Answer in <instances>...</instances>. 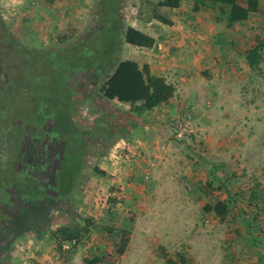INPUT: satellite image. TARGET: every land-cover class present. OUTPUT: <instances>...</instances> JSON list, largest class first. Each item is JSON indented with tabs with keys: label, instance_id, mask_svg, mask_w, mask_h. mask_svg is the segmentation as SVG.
<instances>
[{
	"label": "rangeland",
	"instance_id": "1",
	"mask_svg": "<svg viewBox=\"0 0 264 264\" xmlns=\"http://www.w3.org/2000/svg\"><path fill=\"white\" fill-rule=\"evenodd\" d=\"M83 1L91 3V11L95 15L98 0ZM157 1L123 0L120 7L123 23L126 26H136V21L139 20L142 23V30L147 32H150L148 29L154 30L158 38L163 39L164 37L159 35L163 33L160 30L163 24L154 20L151 12L152 5ZM194 1L181 0L180 9L174 12L166 8L158 11L165 17L173 13L175 15L184 14L183 20L190 21L192 18L190 11ZM59 2L64 4L63 0ZM250 4L256 5L260 14L252 15L248 22L233 27V30L239 29V35H234V39H238V44L234 46L233 61L236 64L238 78L234 83L233 79H230V84L222 88L223 91L218 100L220 108L216 110V115L208 118V125H205L203 129H196V126L191 128L190 125L181 121L155 126L147 134L148 144L145 143L137 151L139 159L144 163L141 165V172L138 173L137 179L131 176L124 184H120L115 180L117 176L109 171L112 162L111 154L115 152V156H120L118 149L119 153L123 152L121 157L125 160L129 158V152L123 150V143L120 140L126 137L124 128L129 127L130 129L131 120L123 114L110 120L111 123L108 124L101 117L102 115L95 120H88L85 116L91 115L89 111L83 113L80 108L77 110L78 106L72 107L73 131L84 151L82 173L77 178L75 188L80 191L91 184L92 191H96L95 198L99 205L105 203L126 205L129 201H125L123 197L119 198V195L128 187H133L131 183L135 182V186H144V188L151 186L156 190V194L150 195L147 191L145 195H142L145 198L141 202L153 204L151 208L158 210L153 211L151 220L157 228L168 225L171 227L167 233L175 236L182 234L187 238L186 242L168 243L163 248L172 257H175L178 252L188 256V264H264V189L260 176L255 177L248 171L250 168L244 164L251 159L248 151L249 136L252 132L262 138L263 128L259 125L264 119V115L258 114L264 110V0H255ZM3 9L5 10L4 4L1 3V16ZM178 11L181 12L178 13ZM201 14L213 20L214 11L204 9L201 10ZM2 20L6 24V29L9 30L8 21L3 17ZM84 20L81 27L71 29L65 35L58 37V42L63 38L65 43L69 44L83 38L95 26V20L92 27L90 18L85 17ZM75 21L73 20L72 23ZM245 29L252 30L253 34L242 35V30ZM222 36L223 34L215 37L216 45L222 42ZM257 40L263 44L261 59L254 68H250L246 61V54ZM46 49L52 48L47 47ZM123 50L124 44L114 51L112 56H117L119 59L122 55L124 56V53L126 57L132 56V49L128 52ZM108 70L100 74L96 73L95 69L87 73H78L71 82L72 99L78 102L84 93L97 92L99 85L110 72ZM2 82L3 77L0 76V89ZM61 93L56 94V100L52 102L62 104L61 99L67 101L65 100L66 93ZM96 106L91 108L94 113L104 110L99 105ZM133 114L130 116L138 115ZM213 125H215L218 136L216 138H219L215 146L210 143L213 136L211 131L214 129ZM108 126L123 128V132L114 131L107 134L104 128ZM131 143L135 144L136 141ZM215 161L221 163L217 164L220 166L215 167L214 172L212 164L213 162L216 164ZM94 167L101 170L106 169L107 175L92 182L91 178L97 176L93 171ZM67 175H69V170L64 161L58 170V177L54 178V187L58 196H62L69 189ZM7 181L15 187L41 196L46 194L51 196V193L54 195L52 190H46L43 183L38 184L17 171H12ZM228 195L232 198L233 204H230V213L225 221H220L214 213L203 212L206 204L213 205L218 201L230 203L227 199ZM70 199L71 196L68 200ZM1 201L3 202V198ZM138 201L135 199V202ZM64 218V214L55 217L51 225L42 231L39 228V218L32 216L29 210H25L14 224L16 227L25 226L24 231L18 236L27 235L32 238L39 237L41 234L47 236L49 244L53 246L50 253L55 251L54 256L60 264L70 261L75 253L86 256L82 259L84 264L94 260L106 264L115 263V252L119 243V237L116 235L118 226L115 221L101 227L90 224L89 233L82 234L75 247L72 248V243L66 241L63 242V246L67 248L62 247L61 252H58L59 239L56 229L62 224ZM88 222L90 223V220ZM145 223L150 224L148 221ZM131 233L134 239L136 234L132 230ZM9 239L6 240L8 242L4 241L6 242L4 245L0 244V264L16 263L10 253ZM256 259L257 262H254ZM56 260L54 261L58 263Z\"/></svg>",
	"mask_w": 264,
	"mask_h": 264
},
{
	"label": "trees",
	"instance_id": "2",
	"mask_svg": "<svg viewBox=\"0 0 264 264\" xmlns=\"http://www.w3.org/2000/svg\"><path fill=\"white\" fill-rule=\"evenodd\" d=\"M253 1L195 0L192 13L210 9L214 11V22L231 28L259 10L256 5L250 4ZM122 2L98 0L95 26L90 32L69 44L62 38L60 46L54 49L22 46L6 29L0 14V62L4 74L0 89V242L15 238L24 231L25 226L16 227L14 222L25 210L39 218L42 231L51 225L60 209L73 213L68 199L82 170L84 156L73 131L71 113L72 107L79 105L72 99L71 85L78 73L95 69L100 74L109 69L97 93L109 101L129 103L131 112L138 115L167 103L174 96L175 87L163 77L150 74L147 65L140 68L134 61H122L112 56L122 44L152 48L155 43L151 36L123 23L120 15ZM180 5L181 0H158L152 5V18L171 25V20L158 10L178 9ZM262 48L263 44L257 40L247 52L246 61L250 68L259 63ZM61 92L66 93L67 101L61 99L62 104L52 102ZM122 130L120 127L104 128L107 134ZM64 161L71 175L66 176L70 186L62 196H41L7 181L8 175L17 171L56 193L54 178L58 177V170ZM215 167L218 166H214V172ZM93 171L99 177L106 176V172L98 167H94ZM227 199L230 203L218 201L213 205L206 204L204 212L214 213L220 221H225L230 213V204H233L230 195ZM89 231L87 223L80 224L75 220L62 223L56 229L58 252H61L63 242L74 241L72 247H75L81 235ZM116 235L119 243L115 255L119 257L124 253L129 238L123 230ZM176 256L177 259H174L161 252L165 264H188L187 258L179 253Z\"/></svg>",
	"mask_w": 264,
	"mask_h": 264
},
{
	"label": "crops",
	"instance_id": "3",
	"mask_svg": "<svg viewBox=\"0 0 264 264\" xmlns=\"http://www.w3.org/2000/svg\"><path fill=\"white\" fill-rule=\"evenodd\" d=\"M63 1L64 4L60 3L59 0H0V5L1 3L4 4L5 10L2 11V17L10 24L9 31L19 40L18 42L22 46L33 49H46L47 47L54 49L59 45L58 37L65 35L71 29L81 27L85 17L90 18L91 27L96 19V15L91 11V3H84L83 0L76 2ZM179 9L180 7L172 11ZM180 12L178 11V13ZM255 14L259 15L260 11L251 14L246 21L236 25L248 22ZM191 15L190 21L183 20L185 18L184 14L175 15L173 13L167 17L172 24L162 25L160 30L163 33L159 35H162L163 39L158 38V34L154 30L148 29L150 32L142 30V23L137 20L136 26H130L154 38L153 47L144 48L124 44V52H128L130 49L133 52L131 57H126L124 53L121 58L122 61H134L140 68L147 65L150 74L163 77L167 83L175 87L174 96L167 103L161 104L150 111H144L140 116H130L134 114L130 111L129 103L106 100L97 92H86L83 94L84 99L82 95L78 102L75 101L79 104L78 107L75 106L77 110L80 108L83 113L90 112L91 115L87 114L85 116L88 120H95L99 115H102L101 117L108 124L111 123L110 120L121 114L126 115L131 120L130 129L129 127L124 128L126 137H122L120 140L123 143V150L130 154V156L128 154V161H123L125 160L124 157L115 156V152L110 157L112 162L109 171L117 176L115 180L120 184H124L131 176L137 179L138 173L141 172V165L144 164L143 160L139 159L137 151L145 143L148 144L147 134L155 126L181 121L190 125L191 128L196 126V129H203L205 125H208V118L216 115V110L220 108L218 100L223 91L222 88L230 84V79H233L234 83L238 78L236 64L233 61L235 58L234 46L238 44V39H234V35H239V29L235 28L233 30L236 25L227 28L224 23H216L214 20L203 16L201 11ZM73 20L76 21L72 23ZM222 34V42L216 45L215 37ZM241 34L250 36L253 32L245 29L242 30ZM242 41H244V38H242ZM255 44L254 41L253 45ZM94 105H99L104 110L94 113L91 110ZM258 114L263 116L264 110L261 114ZM104 120L102 119V121ZM213 126L214 129L211 130L213 136L210 143L215 146L219 138H216L218 136L215 125ZM259 127L263 128L261 130L263 136L261 138L258 134L251 132L248 140V151L251 159L244 164L250 168L248 171L253 173L255 177L260 176L262 188L264 189V119ZM135 141V144L131 143ZM215 162L217 163L214 164L213 162L212 164L213 169L214 166L219 167L220 165L217 164L221 163L220 161ZM103 170L106 171L107 175L108 171ZM81 173L82 171L79 176ZM97 179L102 178H98V176L91 178L92 182H96ZM90 185L83 187L80 191L74 186L70 194L73 213H68L67 209H60L56 214V218L64 214L65 218L62 223H68L72 220L78 223H87L89 230L91 228L90 224L101 227L115 221L118 226L116 234L121 230L126 231L129 242L121 256L116 257L115 255L116 261L114 264H165L161 252L165 254L167 252L163 247L168 243L187 241V238L182 234L175 236L167 233L171 226L165 225L163 228H157L151 223L153 211L158 210L151 208L153 204L141 202L145 198L142 195H145L147 191L150 195L156 194V190L151 186L144 188V186H135V182L131 183L134 186L128 187L119 195V198H125V201H129V204L110 205L105 203L99 205L95 198L96 191L93 192ZM135 199L139 201L135 202ZM87 219L90 220V223ZM147 221L150 224L147 225L145 223ZM131 230L136 234L134 239ZM9 240L11 243L9 246L10 253H12L17 264L59 263L54 256L55 251L50 253L53 246L50 245L51 243L49 244L48 238L44 234L36 238L27 235L17 236ZM6 242H0V244L4 245ZM108 242L112 243L111 241ZM16 246H18L17 250H15ZM62 247L67 248L65 245ZM54 249H56V246H54ZM181 255L185 258L188 257ZM168 256L177 259L176 255L172 257L168 254ZM85 257V255L75 253L70 261L65 264H84L82 259ZM97 261L93 264H106ZM254 262H257V259Z\"/></svg>",
	"mask_w": 264,
	"mask_h": 264
},
{
	"label": "flooded vegetation",
	"instance_id": "4",
	"mask_svg": "<svg viewBox=\"0 0 264 264\" xmlns=\"http://www.w3.org/2000/svg\"><path fill=\"white\" fill-rule=\"evenodd\" d=\"M2 67H1V62H0V76H2L3 78H4V74L2 73ZM72 119H73V117H72ZM75 134V133H74ZM76 135V134H75ZM81 144V143H80ZM54 193V192H53ZM51 197H53V198H56V197H59L58 196V193L56 194V193H54V195H52V193H51ZM70 202V201H69Z\"/></svg>",
	"mask_w": 264,
	"mask_h": 264
},
{
	"label": "built area",
	"instance_id": "5",
	"mask_svg": "<svg viewBox=\"0 0 264 264\" xmlns=\"http://www.w3.org/2000/svg\"><path fill=\"white\" fill-rule=\"evenodd\" d=\"M118 154H120V156L119 157H121V155H122V152L121 153H119V149H118ZM123 161H128V160H123ZM71 243H72V246L74 245V241H71ZM17 248H18V246H16L15 247V250H17Z\"/></svg>",
	"mask_w": 264,
	"mask_h": 264
}]
</instances>
